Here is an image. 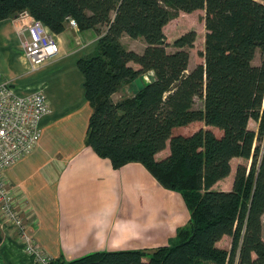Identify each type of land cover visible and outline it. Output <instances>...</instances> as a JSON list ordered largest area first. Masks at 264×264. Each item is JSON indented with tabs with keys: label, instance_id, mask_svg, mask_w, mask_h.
Here are the masks:
<instances>
[{
	"label": "trees",
	"instance_id": "trees-1",
	"mask_svg": "<svg viewBox=\"0 0 264 264\" xmlns=\"http://www.w3.org/2000/svg\"><path fill=\"white\" fill-rule=\"evenodd\" d=\"M199 8L203 61L188 69L195 32L175 37L168 51L163 26L178 11ZM22 11L54 33L72 18L98 34L93 52L76 60L91 108L86 144L114 167L140 162L188 211L173 236L150 248L95 250L50 264H264V58L253 62L264 49V0H0V20ZM123 35L140 37L142 50L127 48ZM148 71L153 78L137 88L135 78ZM130 83V93L112 97ZM192 121L203 125L173 131ZM233 156L248 165L235 166L229 189L212 187L229 174ZM223 235L228 248L216 245Z\"/></svg>",
	"mask_w": 264,
	"mask_h": 264
},
{
	"label": "crops",
	"instance_id": "crops-1",
	"mask_svg": "<svg viewBox=\"0 0 264 264\" xmlns=\"http://www.w3.org/2000/svg\"><path fill=\"white\" fill-rule=\"evenodd\" d=\"M25 21L0 20V81H9L17 93L41 84L49 105L34 149L3 172L6 186L24 203L27 234L53 258L66 259L95 250L150 248L165 242L188 218L179 194L163 187L140 162L114 167L85 142L91 108L76 60L93 52L98 34L67 23L62 31L52 32L58 53L27 72L21 46L26 31H20ZM238 157H231L229 174L212 187L220 188L216 185L227 179V186L220 189L230 188L235 169L231 161ZM0 235L1 256L6 264H15L7 256L17 251L12 244L17 240L14 225L3 224ZM224 237L229 236L223 235L216 245L222 246ZM13 253L17 263L32 264L30 256Z\"/></svg>",
	"mask_w": 264,
	"mask_h": 264
},
{
	"label": "built area",
	"instance_id": "built-area-1",
	"mask_svg": "<svg viewBox=\"0 0 264 264\" xmlns=\"http://www.w3.org/2000/svg\"><path fill=\"white\" fill-rule=\"evenodd\" d=\"M18 14L26 20L20 28V31H26L21 46L29 69L34 70L58 53V43L40 20L26 11ZM68 23L76 26L72 18ZM48 112L43 85L26 93H17L9 81H0V229L8 222L14 225L23 253L30 256L34 264H50L52 256L27 234L22 215L24 203L6 186L3 172L34 149L41 135V120Z\"/></svg>",
	"mask_w": 264,
	"mask_h": 264
},
{
	"label": "rangeland",
	"instance_id": "rangeland-1",
	"mask_svg": "<svg viewBox=\"0 0 264 264\" xmlns=\"http://www.w3.org/2000/svg\"><path fill=\"white\" fill-rule=\"evenodd\" d=\"M13 20H21L23 17H20L19 14L14 15ZM187 30H193L195 32V38L193 41V44L189 47H187V51L189 54V60H188V69H190L192 66H194L196 63L202 62L203 57L200 55V51L203 50L204 48V35H205V27H204V10L203 9H195L192 10L191 12H182L178 11L177 14L173 17H171L163 26V31L166 37V41L169 43L167 46V50L171 51L174 48L170 45L175 37L180 35L181 33L187 31ZM121 42L127 47L134 49L137 52H140L143 48V41L140 37L137 38H131L128 37L127 35H123L121 37ZM25 58V57H24ZM262 58H264V49H257L255 51L254 57H253V62L258 63ZM26 61V68L27 72H29V63L28 60L25 58ZM132 64V62H130ZM153 78V72H146L142 74L141 79L143 81H146L147 79H152ZM132 86H134L133 83L124 85L120 90H118L114 94V99L118 98L120 95H123L125 93H130L132 91ZM134 88V87H133ZM195 107H201L202 106V99L199 97H195L194 104ZM262 108H264V101H262ZM202 124L201 121H192L188 123L187 125L184 126H177L173 129L174 132H179L182 134H188L192 132L193 130L197 129L200 127ZM247 126L250 129H253L257 131V121L253 118H249L247 122ZM213 131L218 134L220 131L214 127ZM257 141H254V144H256ZM166 154V147L165 150L160 151L157 153V157L163 156ZM238 163H243L248 165L249 159L243 158V157H238L235 158L231 161V164L233 166V169ZM227 179L220 181L216 187L220 188H225L226 181ZM262 220H264V215H262ZM262 235H264V231H262ZM229 242H228V239ZM230 243V236L229 237H224L219 244L228 248ZM13 246L17 249L14 250L13 252H17V254H22V246L19 240H15L12 243ZM9 252L7 254L9 260L11 262H14L15 264L17 263V256H15L16 253ZM21 252V253H20ZM3 258V257H2ZM4 260V259H3ZM31 259V263H32ZM5 262V260H4ZM34 264V263H32Z\"/></svg>",
	"mask_w": 264,
	"mask_h": 264
},
{
	"label": "water",
	"instance_id": "water-1",
	"mask_svg": "<svg viewBox=\"0 0 264 264\" xmlns=\"http://www.w3.org/2000/svg\"><path fill=\"white\" fill-rule=\"evenodd\" d=\"M134 82H135L137 88L142 85V79L140 77L135 78ZM0 241H1V235H0Z\"/></svg>",
	"mask_w": 264,
	"mask_h": 264
}]
</instances>
